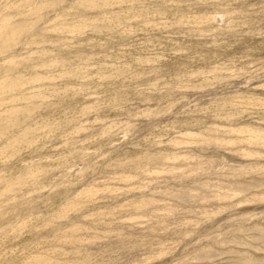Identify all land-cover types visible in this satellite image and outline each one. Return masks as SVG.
Masks as SVG:
<instances>
[{"label": "rangeland", "instance_id": "rangeland-1", "mask_svg": "<svg viewBox=\"0 0 264 264\" xmlns=\"http://www.w3.org/2000/svg\"><path fill=\"white\" fill-rule=\"evenodd\" d=\"M0 264H264V0H0Z\"/></svg>", "mask_w": 264, "mask_h": 264}]
</instances>
